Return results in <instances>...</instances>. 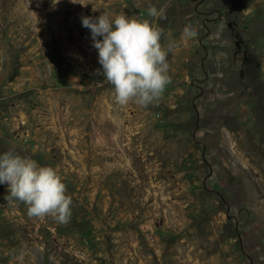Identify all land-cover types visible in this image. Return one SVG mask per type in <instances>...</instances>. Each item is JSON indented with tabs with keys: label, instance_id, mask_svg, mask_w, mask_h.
Here are the masks:
<instances>
[{
	"label": "rangeland",
	"instance_id": "1",
	"mask_svg": "<svg viewBox=\"0 0 264 264\" xmlns=\"http://www.w3.org/2000/svg\"><path fill=\"white\" fill-rule=\"evenodd\" d=\"M75 2L0 0V154L58 168L72 198L60 224L0 184V264H264V0ZM149 4L171 83L121 106L81 17Z\"/></svg>",
	"mask_w": 264,
	"mask_h": 264
},
{
	"label": "clouds",
	"instance_id": "2",
	"mask_svg": "<svg viewBox=\"0 0 264 264\" xmlns=\"http://www.w3.org/2000/svg\"><path fill=\"white\" fill-rule=\"evenodd\" d=\"M52 2L55 5L59 0ZM165 13L164 7L158 10L149 4V18L106 10L96 17H81L82 26L90 30L92 46L98 52L100 74L112 85L115 102L121 106L134 103L146 108L158 103L171 83L167 58L177 43L169 38L166 46L162 44L164 29L155 22L166 19ZM196 37L195 28L184 27L181 40L185 44ZM63 179L58 168L41 166L15 150L0 154V184H7L9 199L27 205L30 217L52 216L60 224L70 220L72 198ZM19 259L23 261V254Z\"/></svg>",
	"mask_w": 264,
	"mask_h": 264
}]
</instances>
